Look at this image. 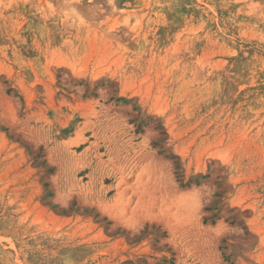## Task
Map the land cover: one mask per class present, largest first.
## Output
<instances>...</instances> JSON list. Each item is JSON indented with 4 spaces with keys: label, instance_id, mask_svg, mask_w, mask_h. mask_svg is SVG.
<instances>
[{
    "label": "rangeland",
    "instance_id": "374dc122",
    "mask_svg": "<svg viewBox=\"0 0 264 264\" xmlns=\"http://www.w3.org/2000/svg\"><path fill=\"white\" fill-rule=\"evenodd\" d=\"M0 264H264V0H0Z\"/></svg>",
    "mask_w": 264,
    "mask_h": 264
}]
</instances>
